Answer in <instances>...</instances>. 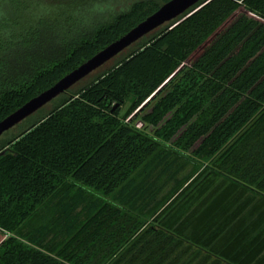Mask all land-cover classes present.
<instances>
[{"label": "trees", "instance_id": "1", "mask_svg": "<svg viewBox=\"0 0 264 264\" xmlns=\"http://www.w3.org/2000/svg\"><path fill=\"white\" fill-rule=\"evenodd\" d=\"M167 1L0 0V120ZM108 63L0 138V264H183L192 246L205 264H264V0H200ZM164 89L152 118L174 111L154 136L125 120ZM175 151L222 179L188 212L149 209L146 229L143 172ZM61 194L63 245L46 240Z\"/></svg>", "mask_w": 264, "mask_h": 264}, {"label": "rangeland", "instance_id": "2", "mask_svg": "<svg viewBox=\"0 0 264 264\" xmlns=\"http://www.w3.org/2000/svg\"><path fill=\"white\" fill-rule=\"evenodd\" d=\"M202 48L199 49L193 57L197 56L199 52H201ZM192 57V58H193ZM110 63L106 64L104 67H100L95 72L102 70L103 68L107 67ZM167 89L163 90L160 95L156 97L154 101L148 99L149 101L141 105L137 108L133 113L126 116V121L131 122L136 128L141 129L148 134L155 135L156 131L161 128L167 122V119L171 118L173 115L174 109L168 112L158 123L154 121L152 118L154 113V106L156 101L166 93ZM131 104V99L127 100L126 104L122 107L121 115L125 116L129 106ZM12 130V129H11ZM10 131V130H9ZM8 131V132H9ZM6 133H4L1 137H3ZM165 147L170 148V143L166 142L163 143ZM173 150V149H172ZM184 156V157H183ZM187 155H183L180 151H175L173 155H171L170 161L174 162L173 168L169 172L164 171V163H159L160 158L156 157L154 161L144 170L143 176L147 178L144 182V185L147 187L149 184H152L151 190L155 195L154 201H152L148 207L143 208V213L139 214L141 220L145 224V228L148 227H157L159 228V222H156L154 216L152 217L149 214V209H160L158 212L163 209V204H168L169 206L172 205V208L167 213L169 214L173 210L179 209L182 212H188L192 208H194L204 197L206 190H211L214 188L219 182L221 181V176L213 174L211 171L210 173H201L204 168V164L201 165L200 162L190 161L185 158ZM74 194H78L75 191L69 195L73 196ZM83 197H86L93 200L96 199L97 196L87 193V192H80ZM78 196V195H76ZM69 197H65L64 194L56 195L51 197V201L48 204V220L51 222L53 220L58 221L56 223L58 227L56 228L55 232H52L46 240L50 241L51 243H63L65 240V234L63 233L62 229L64 228V223L66 220L67 212L64 211V202L67 201ZM88 199V200H89ZM102 199V198H101ZM87 200V201H88ZM79 201V200H78ZM101 202L108 203L110 205L116 206L114 200L102 199ZM144 199H140L136 201L135 207L141 208ZM158 206V207H156ZM168 206V207H169ZM146 212V213H145ZM134 213V212H133ZM137 214V212H135ZM69 215L72 221H75L77 226H80L88 219L89 215L86 211L85 203L83 201L78 202L70 211ZM166 216V215H165ZM165 216L163 218H165ZM58 219V220H57ZM55 223V222H54ZM3 231L0 230V242L6 237ZM61 243V244H62ZM60 244V245H61ZM63 245V244H62ZM61 245V246H62Z\"/></svg>", "mask_w": 264, "mask_h": 264}, {"label": "water", "instance_id": "3", "mask_svg": "<svg viewBox=\"0 0 264 264\" xmlns=\"http://www.w3.org/2000/svg\"><path fill=\"white\" fill-rule=\"evenodd\" d=\"M199 1L200 0H169L163 3L155 12L138 23L126 34L101 49L88 60L60 78L51 87L32 97L15 111L0 120V138L4 133L45 107L52 100L66 92L80 80L98 70L142 37L148 35L165 23L178 18ZM157 92L158 91L150 98H153ZM148 101L149 100H146V102Z\"/></svg>", "mask_w": 264, "mask_h": 264}, {"label": "crops", "instance_id": "4", "mask_svg": "<svg viewBox=\"0 0 264 264\" xmlns=\"http://www.w3.org/2000/svg\"><path fill=\"white\" fill-rule=\"evenodd\" d=\"M239 11H237L236 13H238ZM250 16H252V14H248ZM214 36H212L210 39H208L206 41V43L201 47L202 49L210 42V40L213 38ZM200 48V49H201ZM2 239V238H1ZM0 239V240H1ZM192 251H194V253H188V254H185L184 258L181 260V262L183 264H205V262L203 260H201V255L202 254H197L196 252L198 251H202L203 253L205 252V250L199 248V247H196V246H192ZM212 260H209L208 263H210ZM206 262V264H208Z\"/></svg>", "mask_w": 264, "mask_h": 264}]
</instances>
